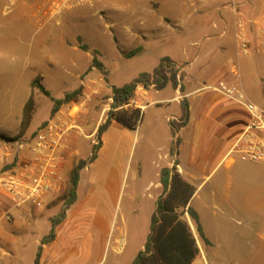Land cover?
Masks as SVG:
<instances>
[{
  "label": "crops",
  "instance_id": "0c3cea01",
  "mask_svg": "<svg viewBox=\"0 0 264 264\" xmlns=\"http://www.w3.org/2000/svg\"><path fill=\"white\" fill-rule=\"evenodd\" d=\"M86 1L19 2L25 12L21 15L29 16L47 29L56 17ZM209 1V6L205 7L203 3L208 0H186L190 6L186 15L181 7L176 10L179 17L176 24L181 22L177 27L181 26V34L186 36L180 42L181 47L161 57L151 71L144 72L153 74L162 60L168 58L177 65L176 78H169L162 88L157 87L156 80H152L147 88L143 85L137 87L134 97L137 108L141 109V119L132 130L114 119L111 121L101 135L102 144L96 158L80 173L76 202L57 225L54 240L41 245L52 229V219L61 211L59 203L68 193L75 164L78 160L89 159L86 155L91 151L92 141L90 146L86 141L94 138L108 119L114 85H110L104 94L109 97L108 103L102 105L94 126L90 120L92 107L100 105L103 98L97 79L90 82L78 75L80 84L63 89L59 97L47 89L50 98L55 100L81 91L52 116L56 119L62 117L66 126L71 128L65 141L62 186L51 192L42 209L28 205L14 207L10 197L0 190V264H36L37 259L38 264H102L109 247L121 252L130 228L128 215L124 213L119 221L115 213L113 215V206H118L117 197L123 188L124 175L118 167L98 171L89 179L84 173L99 162L110 146L115 152L116 165L127 141L137 136L142 127H145L147 144L144 170L149 173L142 190L148 193L152 202L147 217L148 230L151 231L158 201L167 197L171 190L174 173L194 189L187 206L176 208L183 214L199 249L192 264H211L212 259H218L217 250L239 243L260 226L264 229V161L248 159L238 146L239 139L245 134H252L264 143V121L261 126L251 128L255 119L245 105L218 90L220 84L238 87L249 102L264 109V0ZM238 18L244 21L245 37L251 51L248 56L241 54L236 38ZM166 22L170 24L171 21L164 17L162 23ZM88 89L99 92V95H93ZM28 104L22 107V126ZM6 138L9 136L0 138V150L6 154V164H11L15 155L9 153ZM8 168L10 166L5 169L0 166V171ZM165 168L171 170V185L167 192L161 184V172ZM132 180L130 203L135 202L138 195L136 174ZM83 186H87V196L81 200ZM98 186L113 197L111 205L105 200L92 198ZM61 196L63 199L60 200ZM190 207L198 214L207 241L200 237L195 221L187 212ZM127 211L134 220L139 219L134 216L137 211L132 207ZM7 215L10 220L6 219Z\"/></svg>",
  "mask_w": 264,
  "mask_h": 264
},
{
  "label": "rangeland",
  "instance_id": "374dc122",
  "mask_svg": "<svg viewBox=\"0 0 264 264\" xmlns=\"http://www.w3.org/2000/svg\"><path fill=\"white\" fill-rule=\"evenodd\" d=\"M19 1L0 0V131L9 136L6 138L7 149L15 155V159L19 153L16 142L34 136L54 114L55 102L41 92L40 85L46 90L50 89L57 97L63 89L80 84L78 75H83L81 79L87 78L89 81L97 79L102 87L100 96L103 98L100 105L92 107L90 120L94 126L102 105L108 103L109 97L104 94L110 85L121 87L133 82L141 73L151 71L161 57L181 47L180 42L186 36L181 34V26L177 27L181 22L176 24L179 19L176 10L181 7L184 15L190 12L186 0H88L61 17H56L45 29L29 16L21 15L25 12ZM209 2L203 5L208 7ZM164 17L170 19V24L162 23ZM132 49H137L134 55L127 53ZM94 60L102 67L95 66ZM175 69H178L176 64L165 62L162 70L171 78ZM150 76L144 77L146 83L158 78L154 74ZM35 82L36 87L32 86ZM80 92H72L73 98ZM91 93L99 95L95 90ZM65 96L57 109L68 102ZM110 96L112 103V90ZM27 102L30 108L22 126V107ZM121 109L129 108L122 106ZM102 134L99 129L94 138L86 141L87 146L92 141L91 151L86 155L89 159L83 161L87 165L101 147ZM144 135L145 127H142L137 136L130 137L124 153L118 158L117 166L115 152L110 146L99 162L84 173V177L89 179L98 171L118 167L124 175L123 188L117 197L118 206H113V215L115 213L119 221L124 213L128 215L130 228L127 241L121 252L109 247L102 264H131L137 253L144 250L151 233L147 217L152 202L148 193L142 190V185L149 179L146 178L149 173L144 170L147 156ZM80 162L82 160H78L75 166ZM135 174L138 178V195L135 202L130 203L129 193ZM97 189L92 198L105 200L111 205L113 197L100 186ZM86 191L87 186H83L81 200L87 196ZM65 198H59L63 199L59 203L60 212L65 207ZM128 207L137 211L134 216L139 219L134 220L128 214ZM145 230L148 231L147 236ZM216 252L218 259H212L211 264H264V229L260 226L246 239L228 244Z\"/></svg>",
  "mask_w": 264,
  "mask_h": 264
},
{
  "label": "trees",
  "instance_id": "16d2710c",
  "mask_svg": "<svg viewBox=\"0 0 264 264\" xmlns=\"http://www.w3.org/2000/svg\"><path fill=\"white\" fill-rule=\"evenodd\" d=\"M134 54L135 52H132L131 55ZM165 62L171 63V60L168 58L163 59L159 68L153 73L158 76L155 81L158 88L164 87L169 80L167 73L162 70ZM94 63L95 66H98L99 68L102 67V65L97 63L96 60H94ZM176 74L177 69H175L174 75L171 79H175ZM144 77L151 76L150 74L144 73L131 83L125 84L121 87H112L113 102L111 104V110L109 111L106 123L100 127L101 134L108 128L113 119L128 129L132 130L135 128L136 124L142 117L141 109L137 108L131 111L129 109L122 110L121 107L134 98L135 91L138 86L143 85L145 88L149 86V82L146 83ZM33 86H37L36 82L33 83ZM39 88L44 95L48 97L50 96L49 92L43 86L40 85ZM72 94L73 93L66 94L65 100L70 101L73 99L74 96H72ZM53 101L55 102L53 112H55L57 105L61 103V100L53 99ZM29 108L30 104L26 106L25 118ZM185 116L186 118L188 117V111ZM0 138H5V136L0 133ZM95 158L96 154L89 162H92ZM86 166L87 163L82 161L73 168L70 187L65 198V207L62 212L52 219V229L50 233L42 239L41 245L48 244L54 240L57 225L65 219L67 209L76 202L80 173ZM161 184L165 192H167L169 186L171 185L170 169L165 168L162 170ZM171 186V190L167 197L158 201L157 210L153 215L151 223V233L147 238L145 248L144 250H140L138 252L132 264H192L198 256L199 249L197 247L196 240L193 237L187 222L183 219V214L176 211L177 207L187 206L194 189L190 184L182 180L178 173H174L172 176ZM187 212L195 221L200 237L204 241H207L199 223V216L196 211L190 207ZM41 249L42 246L40 247V251ZM40 251L38 253V257L40 256ZM36 264H38V259Z\"/></svg>",
  "mask_w": 264,
  "mask_h": 264
},
{
  "label": "built area",
  "instance_id": "2783aa9c",
  "mask_svg": "<svg viewBox=\"0 0 264 264\" xmlns=\"http://www.w3.org/2000/svg\"><path fill=\"white\" fill-rule=\"evenodd\" d=\"M236 38L241 54L248 56L251 51L241 18L237 19ZM218 90L245 105L255 119L251 128L261 126L264 121V109L249 102L241 89L220 84ZM123 107L137 108L135 97ZM70 129L62 117H52L34 136L16 142L19 153L11 164H6V154L0 150V166L4 169L10 166L0 171V190L10 197L14 207L22 208L28 205L34 209H42L51 192L60 189L63 182L65 141ZM238 146L248 159L264 161V143L254 135H243L238 141ZM6 219L10 220V215H7Z\"/></svg>",
  "mask_w": 264,
  "mask_h": 264
}]
</instances>
